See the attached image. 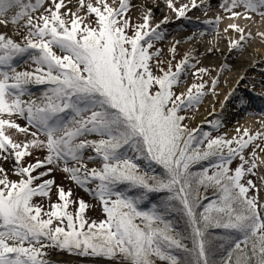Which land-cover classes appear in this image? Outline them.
I'll list each match as a JSON object with an SVG mask.
<instances>
[{"label": "snow or ice", "instance_id": "snow-or-ice-1", "mask_svg": "<svg viewBox=\"0 0 264 264\" xmlns=\"http://www.w3.org/2000/svg\"><path fill=\"white\" fill-rule=\"evenodd\" d=\"M204 2L189 0L177 7L178 0H164L177 18ZM71 3L0 0V26L23 29L20 41L0 33V159L12 158L13 174L19 177L9 180L0 167V264H50L45 258L49 247L117 264H155L153 258L165 264H215L209 255V229L224 230L219 241L226 255L220 264H264V203L249 195L256 187L252 180L242 182L264 165L255 149L250 157L244 155L260 134L244 129L231 139L212 138L207 131L198 135V129L182 124L185 117L179 111L198 104L208 84L193 83L186 93L172 91L185 67L195 65L186 53L174 71L171 60L167 70L160 68L161 49L153 48L164 39L161 29L170 22L167 15L153 26L152 9L142 5V22L132 24L127 16L131 0H76L75 10ZM221 7L230 19H251L248 13L264 18V0H224ZM241 7L243 13L236 11ZM220 19L217 15L205 23L216 26ZM229 29L241 34L239 40L228 41L230 51L242 50L251 33L245 35L236 23L224 31ZM258 35L264 38V33ZM175 51L173 45V58ZM25 54L35 65L33 71H17L13 64ZM153 60L160 75L153 72ZM205 74L207 69L201 67L194 75ZM217 82L218 77L210 81L213 94ZM31 83L48 85L39 100L22 99L30 95L26 86ZM215 124L219 127L220 122ZM7 129L31 139L17 142ZM92 134L99 139L85 138ZM89 148L94 156L87 160H101L99 169H89L85 162ZM33 149H44L47 155L25 164ZM138 159L160 165L163 174L140 170L134 162ZM237 159L238 165L231 168ZM210 160L216 162L191 170ZM61 162L69 178L100 201L105 219L88 222L85 201H70V189L66 192L54 178L43 179L52 172L48 165ZM260 180L264 186V176ZM122 184L142 191L130 196L118 190ZM54 185L58 203H50L48 210L32 203L37 196L50 200ZM201 187L214 192L207 204L202 203L208 197L201 195ZM152 192L167 195L160 205L139 210ZM70 203L76 205L74 212L68 210ZM172 213L183 218L184 230L168 219ZM179 252L186 254L185 260Z\"/></svg>", "mask_w": 264, "mask_h": 264}, {"label": "bare ground", "instance_id": "bare-ground-1", "mask_svg": "<svg viewBox=\"0 0 264 264\" xmlns=\"http://www.w3.org/2000/svg\"><path fill=\"white\" fill-rule=\"evenodd\" d=\"M131 1L139 4L135 7L138 12H140L139 9L142 5L151 8L153 23L167 15L170 21L167 25L172 30L171 36L179 40V44L183 48V56L187 53L194 57L193 61H199L203 65L213 67L212 79L221 73L223 65H230L229 73L222 78L221 87H217L220 89V93L212 95L210 100H205L203 105L194 112L193 124L202 122L203 118L209 116L210 113H217L219 117L216 121L220 122L224 133L228 136L242 135L243 130L247 129L251 134L259 133L264 137V116L240 111L247 105L244 99L249 95L255 106L264 108V64L259 65L264 62V38L258 35V33H264V18L255 13H248L251 19H245L243 16L230 19L229 13L221 12L219 7L221 0H205L200 7L188 11L184 18H177L166 7L164 0ZM65 2L67 3V0ZM188 2L189 0H178L177 7ZM197 3H200V0H197ZM68 6L71 8L76 7V0H72V3ZM239 9H236V11L240 12ZM217 15L221 17L218 25L213 26L205 23V21L213 20ZM232 23L244 28L245 35L252 32L257 34L256 37L248 39L244 43L243 49L239 51L240 54L233 58L231 57L232 50L229 49L228 41L232 39L239 40L241 34L235 31H224ZM252 66H256V72L254 73L252 70H248ZM246 72L251 74L246 75ZM240 79L244 80V84L239 86L238 98L234 105L228 104L227 101L233 94L232 90ZM226 96L228 97L227 100H225ZM214 98L219 99L217 103H214ZM210 109L211 111L208 112ZM230 117H234L235 124L230 125L228 121ZM237 129L242 131L238 133ZM258 157L264 160V152L259 153ZM258 176L261 182L260 177L264 176V165L258 168ZM45 258L50 261V264H117V262L110 260L95 257L81 258L78 255L65 252L52 254L48 248L46 249Z\"/></svg>", "mask_w": 264, "mask_h": 264}, {"label": "rangeland", "instance_id": "rangeland-1", "mask_svg": "<svg viewBox=\"0 0 264 264\" xmlns=\"http://www.w3.org/2000/svg\"><path fill=\"white\" fill-rule=\"evenodd\" d=\"M73 1H75V0H73ZM108 2L111 4L112 0H108ZM220 2L221 3L219 4V7H220L221 11L224 13H227L221 7V5L224 3V0H221ZM131 4L133 5V7L127 13V16L130 18L131 23L136 24V23L142 22V20L140 19L141 13L138 12L137 8H135L139 4H137L133 1H131ZM45 6H48V5H45ZM117 6H118V3H117ZM72 9L75 10V7H73ZM237 9H239V8H237ZM239 10L241 13L244 12V9L242 7ZM62 11H64V9H62ZM262 11H264V9H262ZM255 14L258 15L257 13H255ZM81 15H83V13H81ZM155 24L156 23H153V21H152V25L155 26ZM22 31H23V29H19V31H17V27L15 25H11V24H9L7 27L0 26V33H5L7 36L12 37L17 41H20L19 32H22ZM161 31H163L165 33L164 39H162L161 41L154 42L153 51H155V49H161L160 58L162 59V61H164V63L160 65V68H163L164 70L167 69L168 68V64H167L168 60L172 61V68H175V64L183 58V48L180 46L179 43L178 44L176 43L179 40L172 38V36H171L172 30L167 24L163 25ZM229 31L232 32L234 30L229 29L228 32ZM128 32L132 33V30L129 29ZM236 33H238V32H236ZM238 34H240V33H238ZM256 36H257V34L255 32H252L251 37L249 39H252ZM173 45H175V49H176L174 58H173L172 53L169 52V49ZM54 51H56L57 54H59L58 49H54ZM239 51H241V50H235V49L232 50L231 57L233 58V57L239 55L240 54ZM189 63H190V65L194 64L195 66L194 67H191V66L185 67V71L181 74V76L179 78L180 83L178 85H176V87H175L176 93L177 94L186 93L189 86L192 85L193 83L199 84L201 82H206L208 84V86L203 90L204 95H203L201 101L197 105H195V107H194L195 109L191 112L185 111V119L182 121L183 124L185 126H187V128H189V129H197L198 127H204V128H206V127L211 128L212 127V129L214 130V134H213L214 137L224 135L226 139H231L232 137H230L226 133H224L223 127L221 125H219V127H216L215 122H216V119L219 117V115L217 113H210L209 116H206L205 118H203L202 122L204 124H202V125L200 123H197L195 125L193 124L192 117H193L194 112L197 111L198 108H200V106L203 105L205 100H208V99L210 100L211 96L214 95L213 89H212L211 84H210V81L212 79L211 74L213 73L214 69L211 66L203 65L199 61L190 60ZM13 64L16 67L17 71H33L35 68V65L32 63L30 57L27 54H25L24 56H20V57L15 58L13 61ZM263 64H264V62H262L259 65L261 66ZM153 65L156 66V63ZM254 65H256V64H254ZM259 65H257V66H259ZM201 67L207 69V74L203 75L202 77H198L197 75H194L197 72V69H199ZM222 67H223V70L221 71L220 74L217 75L218 82L215 85V89H214V93L216 95L220 93V89H218L217 87H221L220 83L222 82V78L227 73H229V71H230V65L225 64ZM248 70H252V72L254 73V72H256V66L249 67ZM158 72L159 71L157 69L156 73L158 74ZM250 74H251L250 72H246V75H250ZM217 77H215V78H217ZM243 84H244V80L240 79V81L235 85L234 89L232 90L233 94L228 99V101H227L228 104L231 103L232 105H234V102L238 98L239 92H237V91H238V89H240L239 86H242ZM26 87H27V91L30 95H25L24 97H22V99L28 100L31 98V99L39 100V98L43 95V92L46 90L48 85L45 86V85H37L35 83H31V84L27 85ZM193 94H195V90H193ZM218 100H219L218 98H214L213 101H214V103H217ZM244 101L246 102L247 105H245V107L240 109V111L246 112L249 114H255L257 116H264V108L260 107V109H256L257 107H255V105L251 102V96L250 95L246 96ZM210 111H211V109L208 110V112H210ZM3 118L7 119L8 117L6 115H3ZM236 118H237V116H236ZM12 119H14L21 126L26 125L25 120L20 119L19 117L13 116ZM228 121H229L230 125L235 124L234 117H230ZM29 131L31 132V131H35V130L29 129ZM6 134H8L13 140H15L17 142H21V143H23L26 139H31L30 135L26 136L24 133H21L15 129H7ZM252 135H257V134H252ZM85 138L86 139H94V140L99 139V137L96 136L95 134L86 136ZM41 139H43V137H41ZM253 149H255L257 156L259 153L264 152V137L262 135H258L257 139L255 141H253L249 145L248 148L245 149L244 155L246 158L251 156ZM46 155H47V152L44 149H33L32 155L24 158V163L25 164L35 163L37 159L43 160ZM93 155H94V153L90 148L86 149L84 151V158H85V162L87 163L88 168L89 169L94 168V167L100 168V165H99L100 162L97 159H94L92 161L87 160L88 156H93ZM139 160L142 163L147 162V160H144V159H139ZM237 161H238V159H237ZM13 164H14V161L10 157L7 160L0 159V167H2L3 169L6 170L8 179L12 180V181H16L19 179V177H17L16 175L13 174V171H12ZM47 167L52 168V172L48 176L43 177V179H53L54 178L56 185L63 187V189L66 192L70 189L71 190V196L69 197L70 201H78L80 199L85 201L86 204L88 205V208L86 209V212L84 213V215L86 216L87 219H90V218L98 219L102 216L101 215L102 214V212H101L102 207H101L100 201L97 198H94V196L90 192L85 191L84 189H82L80 186L75 184L69 178V175L62 170L63 169V163L62 162L59 165L53 164V165H48ZM47 167L37 169L36 172L33 173V175H38L40 172L46 171ZM94 183L95 182H93V184ZM254 184L256 186L255 190H254L255 196L258 197L260 202L264 203V186H262L261 182L259 181L258 168L256 169V174L254 175ZM91 186H92V184L89 185V187H91ZM55 201L57 203L59 202L57 199V195H56V187L54 185L53 189H52L50 200L48 198H42V197L37 196V197L33 198L32 203H34V204L40 203L43 205L45 210H48L50 203H53ZM73 206L76 207L74 204H73ZM70 208H72V204H71ZM48 249L52 254H55L57 252H65V253L70 254V252H68L66 250H60V249L54 248V247H49ZM71 253L78 255L76 252H71ZM102 258H104V257H102ZM106 260H110V259H106ZM159 263L165 264L161 261L157 262V264H159Z\"/></svg>", "mask_w": 264, "mask_h": 264}, {"label": "trees", "instance_id": "trees-1", "mask_svg": "<svg viewBox=\"0 0 264 264\" xmlns=\"http://www.w3.org/2000/svg\"><path fill=\"white\" fill-rule=\"evenodd\" d=\"M127 34L129 36H131L133 33H129L128 32ZM160 55H159V57L157 59L162 60L160 58ZM153 64H155V60H153L151 62V66H152L154 74L160 75L161 74L160 72H158V74L156 73L157 72V66H155ZM172 69H173V71L175 70V68H172ZM165 70H167V69H165ZM175 87L176 86L173 87L172 91L175 94H177ZM194 107H195V105H193L192 107H189V108H181V110L179 111L178 114L180 116H182V117H185V111H187V112L190 111L191 112V111H193L195 109ZM182 124H183V122H182ZM197 129H198V133H197L198 135H202L203 132L207 131V132L210 133V136L212 138H215L213 136L214 130L212 129V127L211 128L210 127H206V128L198 127ZM189 130H191V129H189ZM129 155H132V153L129 152ZM134 162L139 165V169L140 170H142L144 172H147L150 175H162L163 174L162 167L160 165H157V164L153 163V162L149 163V161H147V162L142 163L139 159L138 160H134ZM215 162L216 161H214V160L202 161L200 164L193 165L191 170L198 172L203 167H207L211 163H215ZM238 163H239V161L234 160L232 165H231V168L234 169L238 165ZM249 179L252 180L253 183H254V175H246V177L244 178V180L242 182L246 183V181L249 180ZM94 185H92V187H94ZM118 190L127 191L128 195L133 196V197H135L136 195H138L142 191L141 189L129 188V186L126 185V184L119 185L118 186ZM254 190H255V188L250 189L249 195H254L255 196ZM200 193H201L202 196H207L208 197V200H203L202 201L203 204H207L211 199L215 198L214 197V192H213V190L211 188L205 190L203 187H201ZM166 195H167V193H163V192L148 193L146 199H144L139 204V206H138L139 210H149L152 207L153 204L160 205L162 200L165 198ZM55 203H57V202L55 201ZM70 206H71V203L69 204L68 210L70 212H74L76 207H74L73 204H72V208H70ZM200 210H202V209H200ZM101 212H102V214H101L102 216L100 218H98V219H95V218L87 219L86 216H85V218H86V220L88 222H92V221L99 222L100 220H103V219L106 218L102 210H101ZM168 219H171L173 221V223L176 225L178 230H184V228H185L184 220L180 216L179 213H172L171 215L168 216ZM223 235H224V230H222V229H209V234H208V238H209V241H210L209 255H210V259L215 261V264H220L221 259L226 255L225 250L220 247V241H219V238L222 237ZM188 244H189V246H191V241H188ZM176 254L180 257V259L182 261L186 259V254L185 253L179 252V253H176ZM153 259L155 260V264H157V262L159 260L156 259V258H153ZM161 262H163V261H161ZM163 263H165V262H163Z\"/></svg>", "mask_w": 264, "mask_h": 264}, {"label": "water", "instance_id": "water-1", "mask_svg": "<svg viewBox=\"0 0 264 264\" xmlns=\"http://www.w3.org/2000/svg\"><path fill=\"white\" fill-rule=\"evenodd\" d=\"M201 125L204 124V123H200ZM70 254H73V253H70ZM79 257L81 258H92V257H95V258H99V259H105V258H102V257H98V256H92V255H79ZM106 260V259H105ZM111 261V260H110ZM115 262V261H114ZM77 264V263H76Z\"/></svg>", "mask_w": 264, "mask_h": 264}]
</instances>
